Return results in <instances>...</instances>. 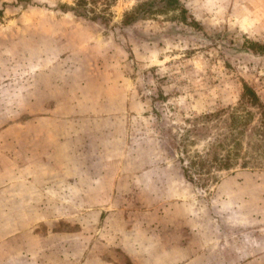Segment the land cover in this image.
<instances>
[{
  "label": "rangeland",
  "instance_id": "1",
  "mask_svg": "<svg viewBox=\"0 0 264 264\" xmlns=\"http://www.w3.org/2000/svg\"><path fill=\"white\" fill-rule=\"evenodd\" d=\"M78 1H5L11 15L13 8L16 14L21 10L23 25L22 62L17 63L18 70L6 73L19 79H7L6 85L19 82L17 90L26 93L21 103L30 99L33 83L68 84L65 80L72 75L62 71L63 62L47 76L30 75L28 63L36 54L31 50L33 41L52 35L54 45L77 37L93 43L79 53L83 70L93 67V74L111 76V82L117 83L112 96L121 97L118 93L126 91L133 107L129 135L118 156L103 161L112 170L113 197L109 192L87 193L84 205L114 200L119 208H126L118 210L117 217L171 219L182 243L185 235L191 239L190 246L169 264H224L222 258L228 259L225 264H264V139L255 130L258 107H264V0H179L180 7L155 12L131 25L123 23L125 12L148 0H85L72 10ZM31 24L53 29L45 32L34 26L31 31ZM6 61L13 66L10 57ZM56 75L63 79L55 80ZM246 84L259 103L244 97ZM102 92L106 91L97 93ZM5 99L6 113L11 115L15 98ZM21 114L23 120L31 116L28 111ZM6 122L0 114V137L30 130L23 123L3 133ZM10 152L9 158L0 147V236H5L0 251L5 264H15L19 254L24 262L31 258L25 264H109L108 256L98 255L99 248L115 253L110 256L115 263L131 264L120 249L104 250L101 245L110 231L106 218L111 214L101 225L88 224L84 221L93 220L92 214H84V209L54 207L50 195L42 192V179L31 180L37 172L34 165L13 149ZM127 173L134 175L133 184L128 183L126 196H120ZM227 176L230 179L223 183ZM236 177L242 185L231 181ZM238 193L239 201L234 196ZM62 214L67 218L54 217ZM238 218H245V223L237 224ZM53 231L82 234L78 242L49 241L50 250L41 254L40 244L45 248L47 241H33L31 234ZM238 237L246 250L233 256L232 242ZM179 248L176 239V253ZM22 249L31 255H24ZM228 249L229 256H222Z\"/></svg>",
  "mask_w": 264,
  "mask_h": 264
},
{
  "label": "crops",
  "instance_id": "2",
  "mask_svg": "<svg viewBox=\"0 0 264 264\" xmlns=\"http://www.w3.org/2000/svg\"><path fill=\"white\" fill-rule=\"evenodd\" d=\"M5 1L0 0V114L3 115L4 120L8 119V122L2 126L5 129L3 133L19 127L23 123H27L30 130L20 132L21 136L19 134L12 136L10 133L1 136L0 147L3 152L7 153L10 158L12 154L10 150L13 149L14 154L19 153L22 159H28L34 165L37 172H33L31 180L35 183V178L42 179V186L45 189L42 192H47L50 195L51 200L54 201V207L84 209V214H92L93 220L84 221L88 224L94 222L101 225L104 223V216L111 214L112 217L106 218L109 222L110 231L104 238L106 242L101 244L104 250L120 249L119 253L129 258L131 264H169L176 255L190 246L191 239V235L189 237L185 235V242L182 243L181 237H179V228L171 224V219L165 217L155 221L153 218L150 221L149 219L134 217L131 219L124 216L117 217L115 214L118 210L124 211L126 208H119L114 204V200L93 206L84 205L87 193L90 196L96 194L100 196L102 192H109L112 193L113 197L115 184L112 183V170L109 163H103V161L115 159L118 156V150L126 142L129 135L133 107H129L126 91L125 93H118L121 97L112 96V90H115L114 87L117 83L111 82V76L103 77L101 74H93V67L83 70L84 61L81 59L83 56L79 53L93 43H83V39L77 37L74 41H63L64 43L60 45H54L52 35H49L45 40L42 37L39 39L38 36L31 47V50H36V54L31 56L32 58L28 63L32 69L30 75L36 73L47 76V73L55 65L63 62L62 71L71 74L72 78L70 80L64 79L68 84L63 85L48 80H45L44 85H40V87L33 83L29 91L30 99L20 103L26 93L17 90L20 87L19 82H10L8 84L11 85H6L7 79L16 78L14 79L16 81L19 76H11L6 73L18 70L17 63L22 62V39L20 35L23 31V25L21 23V10L17 9L16 14V9L13 8L11 15V9L5 8ZM7 16L13 18L7 21ZM34 26L37 28L40 26L39 30L45 32L53 29L47 24H31L29 25L31 31ZM35 30L37 29L35 28ZM90 41L92 42V40ZM65 45L72 47V51L63 52L59 50L67 47ZM77 51L79 52L74 54ZM73 55L79 57L73 61L71 59ZM7 57L12 59L13 66L9 67L10 63L7 64L6 61ZM25 67H27L26 63L22 69ZM22 69L19 68V70ZM60 79L63 78L55 76V80L60 81ZM101 89L106 92L97 93ZM10 95L15 98V106L12 110L14 113L8 115L5 98ZM24 111H28L31 115L27 120H23L21 112ZM124 156L122 154L121 159ZM14 166L15 168L19 167L18 164H14ZM117 173L115 176H119ZM133 176V174L127 173L124 178L125 187L122 186L120 189L122 190L120 196H126L128 183L130 186L133 184ZM230 176L223 178L222 182L230 179ZM231 181L241 183L237 177ZM130 190H132L131 187ZM234 196L238 201L241 199L239 193ZM183 203L193 208L188 202ZM54 217L56 219L67 218L64 214ZM244 220L245 218H238L237 224H244ZM226 221L229 223V218ZM81 234L82 232L76 235L69 233L68 235L63 231H53L46 233V235L36 236L35 233H32L30 239L33 241H45L46 239V247L44 248V243L41 242L38 249L42 254V251L50 250L49 241L51 244L54 240L59 242L64 239L77 240L78 242L81 239ZM253 237H255L254 233ZM4 238L5 236H0V241ZM176 239L180 243L177 253L175 252ZM241 241L244 239L241 238ZM228 246L230 249V236H228ZM232 246L235 249L233 256L246 250L245 244L239 243V237L235 243L232 242ZM229 249L222 256H229ZM22 251L24 254L25 251L23 249ZM66 251V255L69 256V249ZM102 251V248L98 249L99 256H108L109 264H117L110 258L115 253ZM19 255L20 258L15 264H25L31 260V258H25L26 262H24L22 254ZM24 255L31 254L26 253ZM170 256L171 259H169ZM221 261L225 264L228 259L222 258ZM5 262L6 260L0 251V264H5Z\"/></svg>",
  "mask_w": 264,
  "mask_h": 264
},
{
  "label": "trees",
  "instance_id": "3",
  "mask_svg": "<svg viewBox=\"0 0 264 264\" xmlns=\"http://www.w3.org/2000/svg\"><path fill=\"white\" fill-rule=\"evenodd\" d=\"M85 0H79L72 10H75L76 7L82 6ZM180 7L179 0H148L143 3L137 5L132 11L125 12L123 17V23L126 25L134 24L135 22L146 18L148 15L153 14L155 12H164L168 9H176ZM80 14V13H79ZM96 18V17H95ZM244 97L252 99L255 103H259V97L256 92L249 86L245 85ZM260 111L259 124L255 127L258 135L264 139V107H258ZM243 167H246L244 165ZM226 169L229 168V165L224 167Z\"/></svg>",
  "mask_w": 264,
  "mask_h": 264
}]
</instances>
